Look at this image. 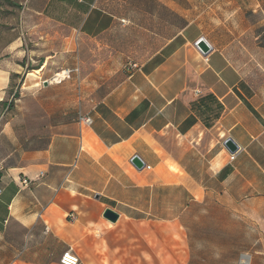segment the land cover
Returning <instances> with one entry per match:
<instances>
[{"label":"crops","instance_id":"crops-1","mask_svg":"<svg viewBox=\"0 0 264 264\" xmlns=\"http://www.w3.org/2000/svg\"><path fill=\"white\" fill-rule=\"evenodd\" d=\"M8 1L0 103L26 63L77 69L91 124L57 109L32 147L0 134V264H59L68 249L80 264H198L195 215L213 212L239 246L203 264H264V2Z\"/></svg>","mask_w":264,"mask_h":264},{"label":"rangeland","instance_id":"rangeland-1","mask_svg":"<svg viewBox=\"0 0 264 264\" xmlns=\"http://www.w3.org/2000/svg\"><path fill=\"white\" fill-rule=\"evenodd\" d=\"M38 65V63L33 64L32 62L24 64L21 81L18 80V77L11 76L10 83L5 91V97L0 103V134L5 131L2 135H5L3 136L4 139L9 140L11 143L10 148H17L18 143L24 139L31 142H29L30 147L34 146L35 141L38 142L39 133H41L42 137H48L50 119L55 115L57 109L65 111V109L70 108L73 112V118L77 120L78 114L76 115V112L80 109L79 103L82 95V87L78 83L80 77L77 74V69L59 70L48 74L41 72L40 75H35L33 70ZM68 70H70L68 75L62 73ZM57 73H62L61 77L58 78L60 81L52 83V85L48 84L47 87L44 86V82L52 80ZM104 77H100L97 80L95 77H90L95 82H88V90L94 88L97 82ZM26 79H28L27 82H25ZM24 88H27V91ZM175 200L174 210L179 212L182 208V200L178 206V199ZM159 204L160 208H162V211L160 209L159 217H167L166 201L160 200ZM195 216L197 218L195 220L197 221L196 223L202 221L205 229L204 238L199 239L201 243H198V246L195 247L198 252L195 256L198 264H203L209 259L212 261L215 255L222 257V254L228 253L230 250L233 251L235 246H239V244L231 242L232 228L230 227V220L227 223L224 213H197ZM201 217L203 218L202 220ZM189 220H192L190 216ZM182 222L183 219L181 220ZM221 232L223 233L221 234ZM243 233L244 228L242 227ZM214 240L217 242L213 244ZM241 245L246 248L249 243H242Z\"/></svg>","mask_w":264,"mask_h":264},{"label":"water","instance_id":"water-1","mask_svg":"<svg viewBox=\"0 0 264 264\" xmlns=\"http://www.w3.org/2000/svg\"><path fill=\"white\" fill-rule=\"evenodd\" d=\"M195 46L197 47V49L203 56H207V54H209L210 52V47L209 45H207L204 39L198 40ZM47 85H48V82H44V86H47ZM224 148L228 149L229 152L233 154L236 153L238 149L236 148V146L233 144V142L230 139H227L224 142ZM130 164L132 165V167H135L137 170H143L145 168L143 162L139 159L138 156H133V158L130 161ZM102 215L105 219H107L111 223H115L119 218V215H117L115 212H113L110 209H105Z\"/></svg>","mask_w":264,"mask_h":264},{"label":"built area","instance_id":"built-area-1","mask_svg":"<svg viewBox=\"0 0 264 264\" xmlns=\"http://www.w3.org/2000/svg\"><path fill=\"white\" fill-rule=\"evenodd\" d=\"M264 2V0H262ZM121 23L123 24L124 21H121ZM70 70H68L66 72V74L68 75ZM77 121H78V124H79V127L81 129L89 126L91 124V121H90V117L88 116H81V115H78L77 116ZM235 156L236 154H232L229 156V160L230 161H233L235 159ZM145 167V166H144ZM147 169H149L150 167H145ZM20 184L23 186H26L28 184V180L27 179H23ZM59 264H80L79 263V259L78 257L76 256V254L73 252L72 249H68L67 251H65L59 258Z\"/></svg>","mask_w":264,"mask_h":264},{"label":"bare ground","instance_id":"bare-ground-1","mask_svg":"<svg viewBox=\"0 0 264 264\" xmlns=\"http://www.w3.org/2000/svg\"><path fill=\"white\" fill-rule=\"evenodd\" d=\"M64 73V75H66V72H63ZM61 75H62V73H57L56 75H55V77H53L52 79H54V81H52V82H50V81H48V84H52V83H58V78L59 77H61ZM244 259V264H246L247 263V258H243Z\"/></svg>","mask_w":264,"mask_h":264},{"label":"trees","instance_id":"trees-1","mask_svg":"<svg viewBox=\"0 0 264 264\" xmlns=\"http://www.w3.org/2000/svg\"><path fill=\"white\" fill-rule=\"evenodd\" d=\"M3 0H0V6L2 7L3 5H4V3L6 2L7 3V5H9V1L8 0H6L5 2L3 1ZM7 106H9V105H7Z\"/></svg>","mask_w":264,"mask_h":264}]
</instances>
